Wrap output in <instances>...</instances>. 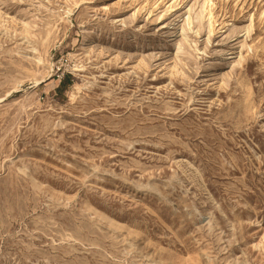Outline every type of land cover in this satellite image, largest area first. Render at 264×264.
<instances>
[{"label": "rangeland", "instance_id": "374dc122", "mask_svg": "<svg viewBox=\"0 0 264 264\" xmlns=\"http://www.w3.org/2000/svg\"><path fill=\"white\" fill-rule=\"evenodd\" d=\"M0 264H264V0H0Z\"/></svg>", "mask_w": 264, "mask_h": 264}, {"label": "bare ground", "instance_id": "6f19581e", "mask_svg": "<svg viewBox=\"0 0 264 264\" xmlns=\"http://www.w3.org/2000/svg\"><path fill=\"white\" fill-rule=\"evenodd\" d=\"M88 34H89V33H87V32L84 34V36H83V41L86 40V38L88 37ZM178 34H179V33H178ZM47 76H48V75H47ZM45 78H46V77H45ZM41 81H46V79H41ZM37 84H39L38 81H37Z\"/></svg>", "mask_w": 264, "mask_h": 264}]
</instances>
